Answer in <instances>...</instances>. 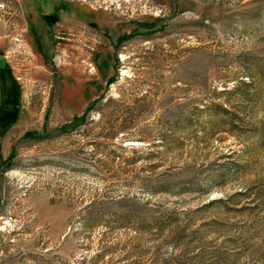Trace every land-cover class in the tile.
Here are the masks:
<instances>
[{
	"label": "rangeland",
	"instance_id": "rangeland-1",
	"mask_svg": "<svg viewBox=\"0 0 264 264\" xmlns=\"http://www.w3.org/2000/svg\"><path fill=\"white\" fill-rule=\"evenodd\" d=\"M0 264H264V0H0Z\"/></svg>",
	"mask_w": 264,
	"mask_h": 264
},
{
	"label": "bare ground",
	"instance_id": "bare-ground-1",
	"mask_svg": "<svg viewBox=\"0 0 264 264\" xmlns=\"http://www.w3.org/2000/svg\"><path fill=\"white\" fill-rule=\"evenodd\" d=\"M79 36V35H78ZM80 41V40H79ZM77 44H79V43H77ZM78 53V52H77ZM73 55V54H72ZM80 57V56H79Z\"/></svg>",
	"mask_w": 264,
	"mask_h": 264
}]
</instances>
